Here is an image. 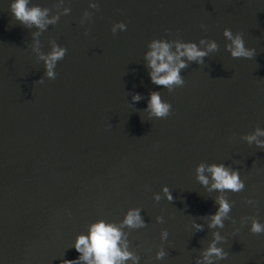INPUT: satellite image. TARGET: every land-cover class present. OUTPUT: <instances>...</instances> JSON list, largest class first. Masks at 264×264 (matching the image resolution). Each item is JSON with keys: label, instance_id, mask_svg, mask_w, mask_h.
I'll return each mask as SVG.
<instances>
[{"label": "water", "instance_id": "95a60500", "mask_svg": "<svg viewBox=\"0 0 264 264\" xmlns=\"http://www.w3.org/2000/svg\"><path fill=\"white\" fill-rule=\"evenodd\" d=\"M33 2L59 16L35 38L40 50L54 39L66 51L55 77L43 76L32 50L38 30L14 20L10 0H0V264L73 259L78 233L96 219L119 222L129 207L145 221L124 228L138 264H195L213 231L227 252L213 264H264V232L239 223L247 216L264 223V150L243 139L264 129V0H97L95 9L88 0ZM62 7L70 12L60 14ZM85 9L92 15L82 25ZM115 21L126 28L113 34ZM225 27L241 33L251 58L230 56ZM154 37H205L218 48L182 69L184 83L169 91L151 83L145 68ZM153 90L169 102L168 115L144 111ZM133 93L142 98L132 101ZM201 162L236 168L244 187L209 190L196 179ZM217 195L230 211L222 228L210 229ZM159 246L166 254L157 260Z\"/></svg>", "mask_w": 264, "mask_h": 264}, {"label": "clouds", "instance_id": "9594fccd", "mask_svg": "<svg viewBox=\"0 0 264 264\" xmlns=\"http://www.w3.org/2000/svg\"><path fill=\"white\" fill-rule=\"evenodd\" d=\"M63 4V0H60ZM12 18L18 20L26 27H34L38 31L33 32L32 50L36 53L37 58L43 61L44 73L47 78H54V68L56 62L63 58L66 51L63 45L57 44L54 39L49 41V49L42 52L39 47V41L35 38L39 32L44 30L48 25L55 24L59 18L58 15H49L47 7H42L33 0H10L8 5ZM98 7L97 0H88V9ZM85 9L80 18L83 25L85 20L91 18V12ZM69 7H62L60 14H68ZM204 27L203 25L201 26ZM126 25L123 21H115L110 26V31L115 34L117 30L123 31ZM225 37L224 48L234 58H251L254 55V49L246 47L242 35L239 31L233 33L229 28L222 30ZM87 35V28H85ZM218 45L213 39L200 37L198 41L182 40L180 38L166 39L164 37L152 38L147 42L146 50L143 52V60L147 75L151 83L163 86L171 91L174 86H180L184 83L181 70L186 68L188 64L195 61L197 64L204 62V57L209 52H215ZM42 82V78L37 80ZM140 93L132 94V101L141 99ZM170 104L161 98L159 91L153 90L148 93L144 111L148 117H164L169 114ZM264 129L256 127L251 133H247L243 139L249 143H254L258 148L264 150ZM196 179L200 184L207 186L209 190H215L223 193L225 190L237 192L244 187V181L240 178L236 168H230L223 162L198 163L195 167ZM160 191L163 197L168 201L173 199L172 194L167 185H161ZM153 199L159 201L161 196L159 193L152 194ZM247 203H253L249 198ZM215 211L208 214V227L210 229L222 228L224 220L228 218L230 211V202L223 195H217L215 199ZM139 207H129L119 222L106 221L103 218L96 219L89 223L87 232L78 233L73 242L72 247L78 253L73 259H65L61 264H138L139 257L128 247V233L124 228H139L145 225V221L140 215ZM157 222L162 221V217H155ZM249 223V231L251 233L264 232V223L260 222L255 216L241 217L239 223L243 225ZM235 224V221L233 222ZM195 230L202 229L203 225L193 221ZM238 227H233V232L238 231ZM160 240L164 241L168 232L162 228L160 230ZM212 238L208 241L207 246L200 250V255L195 259V264H213L214 261L227 256V252L220 246V241L224 239L218 231H213ZM166 254L163 246H159L155 251V258L160 260Z\"/></svg>", "mask_w": 264, "mask_h": 264}]
</instances>
